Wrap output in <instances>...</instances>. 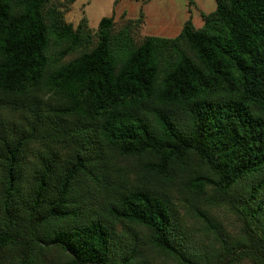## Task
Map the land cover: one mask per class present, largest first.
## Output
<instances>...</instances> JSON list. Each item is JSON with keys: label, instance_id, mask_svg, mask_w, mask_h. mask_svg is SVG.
<instances>
[{"label": "trees", "instance_id": "1", "mask_svg": "<svg viewBox=\"0 0 264 264\" xmlns=\"http://www.w3.org/2000/svg\"><path fill=\"white\" fill-rule=\"evenodd\" d=\"M200 15L139 41L142 10L103 15L92 43L0 0V264H264V0Z\"/></svg>", "mask_w": 264, "mask_h": 264}, {"label": "rangeland", "instance_id": "2", "mask_svg": "<svg viewBox=\"0 0 264 264\" xmlns=\"http://www.w3.org/2000/svg\"><path fill=\"white\" fill-rule=\"evenodd\" d=\"M51 2L60 5L63 18L73 25L86 15L91 28L92 43L96 40L95 30L103 15H113V28L116 31L128 17H138L142 10L143 23L133 30L134 39L139 41L146 34L174 36L190 15L194 24L199 26L202 24L200 11H210L216 5V0H51ZM212 213L217 216L230 235H237L241 231L243 224L241 217L228 207H214ZM201 237L207 244L210 237L203 234ZM158 258L164 259L163 256ZM165 264H175V262L166 259ZM232 264L255 263L249 259H242Z\"/></svg>", "mask_w": 264, "mask_h": 264}]
</instances>
